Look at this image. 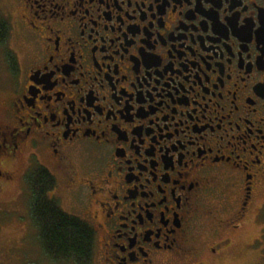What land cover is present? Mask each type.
Wrapping results in <instances>:
<instances>
[{
    "label": "flooded vegetation",
    "instance_id": "flooded-vegetation-1",
    "mask_svg": "<svg viewBox=\"0 0 264 264\" xmlns=\"http://www.w3.org/2000/svg\"><path fill=\"white\" fill-rule=\"evenodd\" d=\"M11 3L0 177L46 169L94 264L264 261V0Z\"/></svg>",
    "mask_w": 264,
    "mask_h": 264
},
{
    "label": "rangeland",
    "instance_id": "rangeland-1",
    "mask_svg": "<svg viewBox=\"0 0 264 264\" xmlns=\"http://www.w3.org/2000/svg\"><path fill=\"white\" fill-rule=\"evenodd\" d=\"M12 6L11 0H0V20H4L8 27L7 38L0 44V99L7 93L10 85L8 57L18 54L21 58L26 50L20 30L13 28L12 24L9 25L11 19L8 12ZM6 166L9 168L10 164H2L3 168ZM26 174L27 172L17 177L14 172L13 175L17 178L12 180L0 177V264H74L56 262L42 252L37 229L29 214L30 193ZM65 198L66 193L63 196L65 205L61 206L66 212ZM246 231L248 232V229ZM245 257L243 245H236L224 253V263L220 264H250L246 262ZM94 263L95 259H92L89 264ZM258 264H264V261Z\"/></svg>",
    "mask_w": 264,
    "mask_h": 264
},
{
    "label": "trees",
    "instance_id": "trees-1",
    "mask_svg": "<svg viewBox=\"0 0 264 264\" xmlns=\"http://www.w3.org/2000/svg\"><path fill=\"white\" fill-rule=\"evenodd\" d=\"M7 25L0 20V44L7 38ZM12 61V58H9ZM29 214L37 229L42 252L58 262L88 264L93 247V232L81 219L65 212L48 191L54 178L42 167L28 175Z\"/></svg>",
    "mask_w": 264,
    "mask_h": 264
}]
</instances>
